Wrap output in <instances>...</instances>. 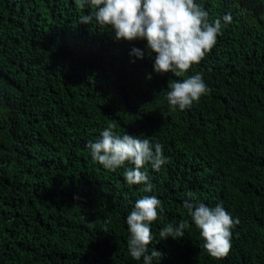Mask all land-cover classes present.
Here are the masks:
<instances>
[{"label": "trees", "instance_id": "1", "mask_svg": "<svg viewBox=\"0 0 264 264\" xmlns=\"http://www.w3.org/2000/svg\"><path fill=\"white\" fill-rule=\"evenodd\" d=\"M196 2L222 35L176 77L154 71L146 40L79 23L89 5L0 0V264H143L130 256L126 217L146 195L162 202L152 264H264V0ZM196 73L207 94L170 109L169 85ZM109 125L163 146L168 162L142 169L151 192L126 182L134 165L93 160L87 145ZM189 199L239 219L227 258L203 248ZM181 221L183 237H159Z\"/></svg>", "mask_w": 264, "mask_h": 264}, {"label": "clouds", "instance_id": "2", "mask_svg": "<svg viewBox=\"0 0 264 264\" xmlns=\"http://www.w3.org/2000/svg\"><path fill=\"white\" fill-rule=\"evenodd\" d=\"M78 9L89 5L93 11L82 15L79 23H92L95 20L100 27H110L115 39L134 41L144 39L148 48L154 52V71L158 74L172 73L183 77L193 65H198L211 52L222 35L221 19L210 22L208 12L196 0H74ZM225 24L231 23V14L223 17ZM131 54L143 58L139 48H133ZM152 77L149 75L148 79ZM167 101L170 109L185 110L207 94L208 86L201 73L188 76L169 85ZM100 139L89 142L93 160L104 168L115 170L126 162L134 165L125 171V180L129 185H144V192H151L153 185L148 182L146 164L155 171L168 162L163 155L162 145L154 148L147 138L141 139L130 134L122 136L109 125L100 133ZM191 198L192 194H188ZM192 221L203 239V248L216 260L227 258L231 251L232 229L239 223L228 211L217 204L214 208L203 203L193 205L191 199L184 201ZM162 202L156 196H144L135 202L134 208L126 217L130 236L127 246L130 256L143 264H152L154 257L161 253L148 251L153 240L150 225L160 216ZM187 221L178 226L169 224L159 232L161 239L172 237L179 239L185 235Z\"/></svg>", "mask_w": 264, "mask_h": 264}]
</instances>
